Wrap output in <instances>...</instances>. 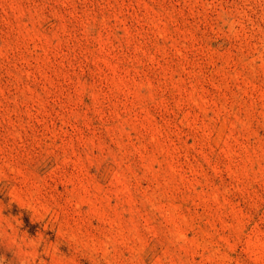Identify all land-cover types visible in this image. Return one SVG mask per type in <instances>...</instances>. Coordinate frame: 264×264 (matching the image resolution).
<instances>
[{"label": "rangeland", "instance_id": "rangeland-1", "mask_svg": "<svg viewBox=\"0 0 264 264\" xmlns=\"http://www.w3.org/2000/svg\"><path fill=\"white\" fill-rule=\"evenodd\" d=\"M0 264H264V0H0Z\"/></svg>", "mask_w": 264, "mask_h": 264}]
</instances>
